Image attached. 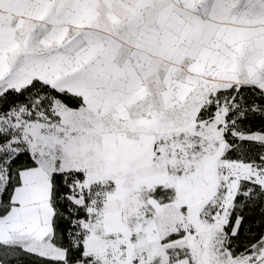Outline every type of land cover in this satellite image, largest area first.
I'll use <instances>...</instances> for the list:
<instances>
[{
  "label": "snow or ice",
  "instance_id": "snow-or-ice-1",
  "mask_svg": "<svg viewBox=\"0 0 264 264\" xmlns=\"http://www.w3.org/2000/svg\"><path fill=\"white\" fill-rule=\"evenodd\" d=\"M0 264H264V0H0Z\"/></svg>",
  "mask_w": 264,
  "mask_h": 264
}]
</instances>
